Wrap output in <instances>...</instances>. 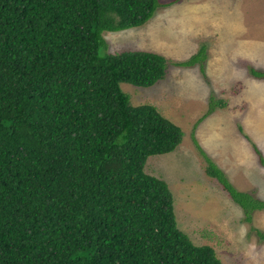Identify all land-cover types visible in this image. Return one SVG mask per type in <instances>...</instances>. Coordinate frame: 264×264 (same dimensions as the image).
I'll return each instance as SVG.
<instances>
[{
    "label": "trees",
    "instance_id": "trees-1",
    "mask_svg": "<svg viewBox=\"0 0 264 264\" xmlns=\"http://www.w3.org/2000/svg\"><path fill=\"white\" fill-rule=\"evenodd\" d=\"M159 5L0 0V264H222L179 228L167 182L145 170L149 156L176 148L182 129L120 87L156 83L168 60L108 52L102 35L144 24ZM206 56L201 44L175 63L204 74ZM209 97L207 113L225 105ZM194 142L205 173L251 223L264 199L237 189Z\"/></svg>",
    "mask_w": 264,
    "mask_h": 264
},
{
    "label": "rangeland",
    "instance_id": "rangeland-1",
    "mask_svg": "<svg viewBox=\"0 0 264 264\" xmlns=\"http://www.w3.org/2000/svg\"><path fill=\"white\" fill-rule=\"evenodd\" d=\"M159 1L144 24L102 32L108 52L143 49L168 60L164 78L150 86L120 83L132 104L155 105L183 131L173 151L147 158L145 170L167 182L177 224L194 243L213 246L222 264H264V241L250 228L264 233V209L243 221L241 207L205 173L194 142L237 189L264 199V165L253 147L264 158V76L250 72L264 70V0ZM201 44L205 74L197 63H175ZM210 94L225 105L207 113ZM244 116L248 135L239 129Z\"/></svg>",
    "mask_w": 264,
    "mask_h": 264
},
{
    "label": "crops",
    "instance_id": "crops-1",
    "mask_svg": "<svg viewBox=\"0 0 264 264\" xmlns=\"http://www.w3.org/2000/svg\"><path fill=\"white\" fill-rule=\"evenodd\" d=\"M204 67H206V66H204ZM204 71H205V68H204ZM205 74V73H204ZM207 75H210V77L212 78V79H224V77H222V76H215V77H213V75H212V73H206ZM246 120V118H245V116L242 118V119H239L240 120V125H239V127H241L242 129H243V132H244V134H246V135H248V134H250L251 132H249V126L247 125V123H244L245 122V120ZM239 122V121H238ZM250 148H248V150H249ZM253 151V150H252ZM254 152V151H253ZM207 154V153H206ZM259 160V159H258ZM260 162V161H259Z\"/></svg>",
    "mask_w": 264,
    "mask_h": 264
}]
</instances>
